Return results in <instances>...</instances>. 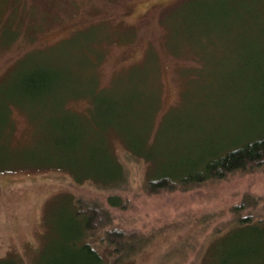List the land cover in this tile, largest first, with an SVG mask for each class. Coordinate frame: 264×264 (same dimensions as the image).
Returning a JSON list of instances; mask_svg holds the SVG:
<instances>
[{
	"label": "rangeland",
	"instance_id": "1",
	"mask_svg": "<svg viewBox=\"0 0 264 264\" xmlns=\"http://www.w3.org/2000/svg\"><path fill=\"white\" fill-rule=\"evenodd\" d=\"M48 67L58 78L33 89V71ZM263 87L264 0L5 2L0 259L50 264L72 249L64 227L70 194L105 205L113 193L75 178L110 175L115 156L126 174L117 193L128 208L110 207L111 224L145 238L118 264H193L192 251L176 246L189 235L199 245L243 194L264 215V167L146 195L141 184L152 169L145 161L170 169L206 138L234 133L254 120L248 94L262 99ZM91 241L112 257L101 232Z\"/></svg>",
	"mask_w": 264,
	"mask_h": 264
},
{
	"label": "trees",
	"instance_id": "2",
	"mask_svg": "<svg viewBox=\"0 0 264 264\" xmlns=\"http://www.w3.org/2000/svg\"><path fill=\"white\" fill-rule=\"evenodd\" d=\"M8 1H0L2 4L0 11ZM80 29L77 32L81 31ZM57 71L51 67L44 71L41 69L33 71L31 74L33 89L37 87L34 82H38L42 87L50 80L58 78ZM262 92L263 98L258 100H255L257 96L248 94L250 100H254L255 103L253 106L246 105L250 108L249 112L255 114V118L253 121L245 119L244 124H240L234 133L215 143H208L210 140L206 138L196 153L179 155V159L170 169L160 170L155 167L153 160L145 161L149 165V171L150 168L152 171L148 172L145 182L141 184L143 193L151 195L162 191L191 190L209 182L226 180L234 173H249L263 168L264 87ZM130 156L134 158L135 155ZM112 158L114 166H111L110 175H101L94 179L75 178L78 184L88 180L97 187L113 193L108 194L105 205L99 201L73 199L70 194L73 207L69 211L64 227L65 235L69 238L68 241L73 242L74 247L66 249L64 255L61 250L50 264H118L123 256H128L127 254L145 242L142 233L126 235L122 229L111 224L110 207L128 208L126 207L128 201L117 193L124 187V181L126 182L125 169L115 156ZM256 202L255 198L249 199L247 194H243L232 206L230 218L215 224L209 232L202 234L204 240L199 242V245L196 246L197 237L189 235V241L179 242L175 249L184 250L186 253L191 250L190 261L193 264H264V215L253 213H258ZM100 232L103 240L112 248L110 251L112 257L100 253L91 243L92 237ZM0 264L12 263L6 258L0 259Z\"/></svg>",
	"mask_w": 264,
	"mask_h": 264
}]
</instances>
